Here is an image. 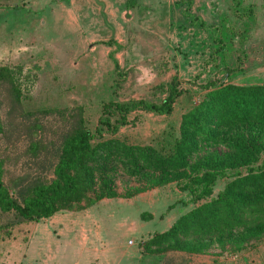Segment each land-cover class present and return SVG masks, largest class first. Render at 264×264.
<instances>
[{
  "label": "rangeland",
  "instance_id": "374dc122",
  "mask_svg": "<svg viewBox=\"0 0 264 264\" xmlns=\"http://www.w3.org/2000/svg\"><path fill=\"white\" fill-rule=\"evenodd\" d=\"M242 3L251 6L254 23L246 39L239 42L241 25L231 16L230 0H0V65L20 68L26 76L23 102L34 109L76 104L94 109L99 99L110 98L157 102L175 78L181 93L169 115L137 113L134 125L120 127L115 134L127 144L154 146V139L163 133L177 134L181 115L204 93L198 85L221 80L224 68L238 67L221 80L224 84L264 86V0ZM219 35L224 53L217 51ZM4 111L0 100L1 121ZM42 119L50 129L59 123L56 116ZM44 136V142L53 138L50 133ZM25 146L14 132L0 137L6 170L16 174L27 168ZM213 150L223 152L221 147ZM228 179L217 178L210 194L196 203L172 182L145 191L147 197L156 199L152 205L111 199L96 210L101 217H110L108 240L113 234L115 245L129 240L136 248L144 233L160 232L182 214L216 198ZM162 188L164 193L155 191ZM5 217L0 216V224ZM130 220L141 223L143 230L126 232L117 227ZM8 233L0 232V257L5 253L12 258L22 249L18 239L26 230L14 226ZM182 254L146 256L141 263L264 264V237L242 251L212 248Z\"/></svg>",
  "mask_w": 264,
  "mask_h": 264
},
{
  "label": "trees",
  "instance_id": "16d2710c",
  "mask_svg": "<svg viewBox=\"0 0 264 264\" xmlns=\"http://www.w3.org/2000/svg\"><path fill=\"white\" fill-rule=\"evenodd\" d=\"M230 11L241 25L238 37L243 42L254 23L252 8L230 0ZM215 42L218 52H226L220 35ZM237 68H224L220 79ZM22 80L26 76L18 66L0 65L5 110L0 137L16 133V140L26 144L28 158L26 171L14 174L5 169L7 156L0 152V216H6L0 232L8 235L14 226L59 211H78L101 199H129L172 182L196 203L210 194L217 178L228 177L216 198L145 239L141 254L157 259L168 252L242 251L264 237L263 85L205 81L198 85L204 93L197 104L181 115L177 134L163 133L151 146L127 144L115 134L134 125L137 113L169 115L181 93L175 78L157 102L99 99L94 109L84 104L29 108L23 102ZM46 116L58 117L59 123L50 129L42 119ZM46 133L53 137L48 142L43 141ZM217 147L223 152L213 150Z\"/></svg>",
  "mask_w": 264,
  "mask_h": 264
},
{
  "label": "crops",
  "instance_id": "0c3cea01",
  "mask_svg": "<svg viewBox=\"0 0 264 264\" xmlns=\"http://www.w3.org/2000/svg\"><path fill=\"white\" fill-rule=\"evenodd\" d=\"M162 190L163 188L155 191L164 193ZM149 197L144 192L129 199H112L119 203L137 201L148 205L156 202V199ZM110 200L101 199L78 211H59L48 218L24 224V227L18 226L19 229L26 230L18 239L23 243L22 249L16 250L12 258L3 253L0 264H142L145 257L141 254L139 244L133 248L134 243L128 245L127 240L115 245L113 234L111 240H108L111 233L106 223L110 217H101L96 206L109 203ZM172 222L160 232L165 231ZM117 227H124L126 232L143 230L141 223L137 224L136 220ZM150 235L151 233H144L139 242L142 243Z\"/></svg>",
  "mask_w": 264,
  "mask_h": 264
},
{
  "label": "built area",
  "instance_id": "2783aa9c",
  "mask_svg": "<svg viewBox=\"0 0 264 264\" xmlns=\"http://www.w3.org/2000/svg\"><path fill=\"white\" fill-rule=\"evenodd\" d=\"M127 244H128V245H130V244H131V242H130V241H127Z\"/></svg>",
  "mask_w": 264,
  "mask_h": 264
}]
</instances>
